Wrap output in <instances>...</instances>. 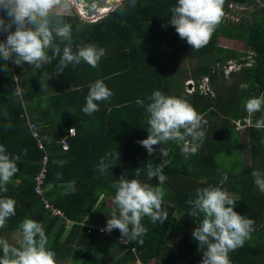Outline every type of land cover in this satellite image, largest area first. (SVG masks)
<instances>
[{"label": "trees", "instance_id": "trees-1", "mask_svg": "<svg viewBox=\"0 0 264 264\" xmlns=\"http://www.w3.org/2000/svg\"><path fill=\"white\" fill-rule=\"evenodd\" d=\"M232 1L250 9V17L239 22L222 19L199 50H192L169 24L176 0H138L134 9L126 0L97 23L60 14L72 25L73 51L87 44L105 49L95 68L82 62L57 75L58 58L35 73L27 63L17 66L12 60H0V69L8 66V71L0 70V145L9 155H20L19 171L7 184V192H0V197L16 201V215L0 228V239L10 248H19L17 227L28 218L43 225L56 264H201L203 250L192 238L199 219L188 216L186 201L195 197L197 188L220 186L237 193L234 210L254 220L251 238L229 254L231 264H264V193L251 175L254 170L264 172V128L253 126L264 117V110L250 115L244 106L247 99L264 95V7L260 8L263 0ZM229 3L225 0L223 10L229 9ZM6 37L7 33H0V41ZM221 37L245 48L222 46ZM231 64L238 69L225 76ZM204 79L207 90L200 89ZM97 80L113 95L89 116L81 109L89 85ZM187 80L195 84L193 92L186 90ZM40 82L48 85L46 90ZM242 84L247 87L242 89ZM156 90L184 98L194 107L206 121L200 129L202 138L186 135L153 146L155 151L149 155L138 143L149 133L147 113L137 100L147 105ZM239 123L245 127L244 135L237 129ZM72 127L77 135L69 138L70 148L64 151L59 141ZM161 148L168 153L167 179L161 186L168 220L153 224L145 217L143 244L127 243L123 248L128 250L111 259L109 252L116 255L115 246L122 239L119 230L100 231L115 208L107 206L115 195L111 185L127 175L157 186L158 179L149 180L143 169L149 162L162 163ZM116 151L119 159L112 160L109 174H101L100 159ZM245 155L250 163L244 162ZM44 157H48L46 164ZM44 168L39 194L36 177ZM57 173L62 179L56 178ZM224 176L227 180L221 185ZM53 207L63 216L54 215ZM13 236L19 240L13 241Z\"/></svg>", "mask_w": 264, "mask_h": 264}, {"label": "clouds", "instance_id": "clouds-1", "mask_svg": "<svg viewBox=\"0 0 264 264\" xmlns=\"http://www.w3.org/2000/svg\"><path fill=\"white\" fill-rule=\"evenodd\" d=\"M123 1L107 8L96 5V0H88L93 3L91 8L95 12L83 15L84 0H0V33H7L6 40L0 41V60H12L17 66L27 63L35 73L58 58L57 75L63 73L69 65L75 67L82 62L95 68L106 55L105 49L87 44L78 45L73 51L72 25L60 15L65 13L56 10L75 5L74 10L79 13L76 16L83 21L97 23L115 11ZM128 2L134 9L138 0ZM224 3L225 0H176L170 9L169 24L192 50H199L208 44L215 28L221 23ZM119 10L124 14L122 7ZM67 14L72 15L73 12ZM0 70L8 71L7 64ZM41 87L46 90L48 85L41 83ZM246 87V84L241 85L242 89ZM200 89L204 90L202 85ZM112 95L102 80L95 81L89 85L81 111L89 116L94 114L99 111V103L110 100ZM148 100L147 105L142 100H137V104L145 108L149 133L146 139L138 143L149 155L155 151L153 146L183 140L186 135L194 139L202 138L203 132L200 129L206 121L186 99L156 90ZM244 106L250 115L264 110V95L247 99ZM253 126L264 128V117ZM160 151L164 157L162 163L154 166L149 162L146 169H143L149 180L154 177L158 179L157 186L141 183L135 178L129 179L127 175H122L111 185L115 190V208L102 231L111 233L114 229L119 230L125 244H143L142 237L147 233L142 224L145 217L153 224H163L168 220V213L162 208L164 190L161 187L167 179L164 168L168 153L163 148ZM22 154H26V150ZM113 159H119L117 151L106 153L100 159L97 170L101 174H109ZM19 160L20 155H9L6 148L0 145V192H7V184L19 171ZM140 172L141 169H138L135 174L138 176ZM251 175L254 184L264 193V172L254 170ZM56 178L62 179V175L57 173ZM226 180L227 176H224L221 185ZM48 187L54 185L49 184ZM72 190L75 191V188ZM236 203L232 195L220 186L197 188L195 197L186 201L189 206L188 216L199 219V224L192 231V238L203 250L201 264H231L229 254L243 247L246 240L251 238L254 220L237 213L234 210ZM15 206L14 199L0 197V228L6 227L8 219L16 215ZM17 234L20 237L19 248H10L7 241L0 239V251L3 253L0 255V264H56V253L47 247V237L40 222L23 219L17 227Z\"/></svg>", "mask_w": 264, "mask_h": 264}, {"label": "rangeland", "instance_id": "rangeland-1", "mask_svg": "<svg viewBox=\"0 0 264 264\" xmlns=\"http://www.w3.org/2000/svg\"><path fill=\"white\" fill-rule=\"evenodd\" d=\"M119 1L120 0H104V2L98 1L97 3L95 2V4L98 5V6H106L107 8L108 7L112 8V5L118 3ZM228 1L230 2L229 3V9L228 10H224L225 13H224V16L222 17V19H224L225 21H227V20H230V21L235 20V21L239 22V21H241V19H248L250 17V9L243 8V7L242 8L238 7L235 3H232L233 2L232 0H228ZM84 5L85 6H84L83 12H82L83 15H85V13L86 14H88V13L89 14H93L95 12L91 8L93 6V3H89L88 0H84ZM263 7H264V0L260 2V8H263ZM74 9H75V5L67 8V9H57L56 11L59 12V13H65V14H67L69 11H72L73 14L75 13L76 15L77 14L79 15V13L75 12ZM84 9H86L87 11L84 12ZM223 9H224V6H223ZM251 11H253V10H251ZM225 21H223V22H225ZM219 44L222 45V46L230 47V48H239V49H244L245 48L243 44H242L243 46H240V44L237 41L228 40V39H225V38H222V37L220 38ZM235 67H236L235 65L228 67V69H226V71H225L226 72L225 76H228L227 74H229V76H230V74L232 72H235L238 69V68L235 69ZM185 85H186V90L188 92H193L195 84L191 80H187ZM37 87H38V85L33 89V91H32L33 95L36 93L35 89ZM202 87H203V89L207 90V87H208V81L207 80L203 81ZM37 128L39 129V126H37ZM237 129L240 131V133L242 135L245 134V132H244L245 131V127H243L242 125H239L237 127ZM244 162L250 163L249 156L245 155ZM230 194L232 195V197L234 199L239 197V195L237 193H230ZM111 200L112 199H109V203H107L108 207H114L115 206L113 201H111ZM68 226H71L70 223L68 224ZM0 231H3V229H0ZM4 234H5L6 237H9L8 232L6 230L4 231ZM13 237H14L13 241L19 240V238L17 236H13ZM0 238H2V236H0Z\"/></svg>", "mask_w": 264, "mask_h": 264}, {"label": "built area", "instance_id": "built-area-1", "mask_svg": "<svg viewBox=\"0 0 264 264\" xmlns=\"http://www.w3.org/2000/svg\"><path fill=\"white\" fill-rule=\"evenodd\" d=\"M71 129H73V130L70 132ZM76 135H77V131H76L75 128L72 127V128H69L68 134L66 136L61 137V139H60L59 142H60V145H61V147L63 148L64 151H67L70 148L69 138L70 137H75ZM40 147L43 148V145L41 143H40ZM47 161H48V157H44L43 163L46 164ZM45 173H46V168H44L43 171L40 173V175L36 177V182H37L36 191L39 194L42 193V190H41V186L40 185L44 182ZM46 208L47 209H50L51 208V205L48 202L46 203ZM53 214L54 215L63 216V212L61 210L55 209L54 207H53ZM67 223L68 224L70 223V225H72V222L71 221H68ZM100 231L101 232H104V231H102V229ZM139 261H141V260H139ZM139 264H143L142 261L139 262Z\"/></svg>", "mask_w": 264, "mask_h": 264}, {"label": "crops", "instance_id": "crops-1", "mask_svg": "<svg viewBox=\"0 0 264 264\" xmlns=\"http://www.w3.org/2000/svg\"><path fill=\"white\" fill-rule=\"evenodd\" d=\"M23 103L25 105V102H23ZM119 242H120L121 245L118 244V246H115V249L117 251V254L116 255H113V253H111L112 251L109 252L111 254L110 255L111 259L113 257L114 258H118L119 256H121L123 254V252H125V250H128V247H126L125 250H124L123 246H125V243L122 242V239L121 238L119 239Z\"/></svg>", "mask_w": 264, "mask_h": 264}]
</instances>
